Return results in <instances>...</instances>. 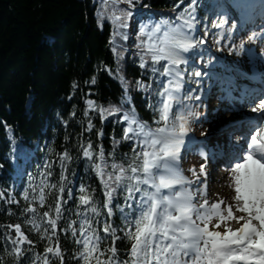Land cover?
I'll use <instances>...</instances> for the list:
<instances>
[{"label": "snow or ice", "instance_id": "1", "mask_svg": "<svg viewBox=\"0 0 264 264\" xmlns=\"http://www.w3.org/2000/svg\"><path fill=\"white\" fill-rule=\"evenodd\" d=\"M108 2L109 0H102V3ZM140 2L141 0H111L113 6L119 3L128 5L127 8L119 9V14L113 11L110 17L114 32L109 43L117 59L122 58L126 49L117 42L116 37L123 41L129 39L126 29L129 28V21L135 14L134 9ZM197 6L199 0H191L174 19H161L158 22L149 20L139 25L138 42L135 45L139 50V66L151 71L156 88L153 90L151 84H144L142 81H137L136 85L146 92L154 91L156 101L149 103L148 107L157 114L153 121L155 127L140 120L134 109L123 112L120 107L104 108L91 100L86 101L88 108L96 110L102 121L108 116L119 115L117 122L126 124L123 139L132 141L133 148L132 156L123 163L109 164L102 148L94 152L90 141L86 146L80 145L88 167L100 179L105 196L103 203L98 204L86 187L81 185L80 195L77 197V208L81 210L75 213V220L65 221L66 227H60V232L70 233L73 242L78 245L74 259L82 264H249L250 258L257 254L264 261V130H261V123L264 122V93L260 94L258 104L255 102V95L246 94V97L241 98L242 101L247 99L251 105L250 111L257 115L246 122V132L240 138L244 143L238 144L230 156L227 168L230 174L227 179L230 186L234 185L237 210L246 214L235 216L232 206H229L228 218L235 219L240 225L235 231L228 229L221 233L208 230L205 221L219 205L213 204L211 208H207V199L201 204L196 198V194H202V186L207 184L206 164L200 166V173L205 177L202 182L189 180L180 168L182 153L188 150L189 143L192 142L189 136L190 122L198 118L191 102L201 100V95L197 92L198 89L202 91L201 81L208 76L207 72L199 70L188 73L190 57L185 54L201 55L202 58L201 45L208 36L211 34L213 37H223L225 32L223 19L212 20L209 25L208 18L205 17L203 35L197 38L194 35L195 24L199 22L195 16ZM249 6L248 0L235 2V7L241 12H245ZM213 28L221 31L213 33ZM227 32V38L231 39V29ZM255 39L264 42V31L254 32L249 37V41ZM216 43L219 44L220 41L217 40ZM239 47L243 50L244 44ZM259 55L264 59V52ZM186 75L189 80L193 77L200 78L195 81L196 89H185L188 82L185 80ZM95 82L93 78L91 83ZM85 116H88L87 112ZM93 127L89 118L86 131H91ZM97 134L102 136L103 132L98 131ZM200 154L207 160V154L203 150ZM71 160L67 150L59 154L61 172L57 184L48 182L47 177L53 175L52 164L45 162L46 171L42 173L45 179L39 186V197L33 196L31 200L38 199L40 207H43L46 199L44 188L56 189L55 202L49 205L47 211L39 214L31 204L28 189L24 191L23 198L29 201V205L23 209L25 222L36 227L38 219L44 221L46 218L45 236L41 238H47L49 242L53 236L57 239L55 250L48 246L43 256L33 253L34 262L42 260L43 264H52V261L59 260L63 264L64 253L59 246L57 228L58 221L65 220L66 205L73 199V190L65 175ZM190 171L196 174L194 168ZM65 192L66 198L63 195ZM117 196H122L124 201L122 205L116 206L122 226H115L111 221L115 214L112 202ZM3 198L4 194L0 192V199ZM8 202L18 203L12 200ZM102 210H105L103 219ZM223 219L221 216V220ZM253 221H258L259 226H254ZM201 223L204 224L203 227ZM97 225H102V228L98 229ZM9 227L14 228L16 238L6 237L5 242L10 246L5 251L14 257H23L31 252V247L23 250L20 247L24 243L30 246L33 244L21 231V225ZM215 227H219V224ZM49 231L51 235H47ZM120 239L130 242L125 260L120 259L115 246ZM105 241L111 243L101 247ZM256 249L259 250L258 253Z\"/></svg>", "mask_w": 264, "mask_h": 264}, {"label": "trees", "instance_id": "2", "mask_svg": "<svg viewBox=\"0 0 264 264\" xmlns=\"http://www.w3.org/2000/svg\"><path fill=\"white\" fill-rule=\"evenodd\" d=\"M190 2L141 0L126 29L129 39L123 41L116 37L126 49L122 58L117 59L109 43L114 32L110 17L113 11L119 14V9L127 8V4L113 6L111 0L106 4L102 0H0V192L4 194L0 199V264H43L42 260L33 261V253L43 256L48 246L55 250L56 236L51 242L41 238L45 236L46 218L38 219L36 227L25 222L23 209L29 201L23 195L28 189L30 200L33 196L39 197L46 161L52 164L53 173L47 177L48 182L60 181L59 154L65 150L72 157L65 175L70 181L73 199L65 207V220L58 221L57 234L64 253L63 264H82L74 259L78 245L70 233L60 232V227H66L65 221L77 218L75 213L81 210L77 208L81 185L98 204L103 203L105 196L100 179L88 167L80 145L86 146L90 141L94 152L102 148L109 164L123 163L132 156L133 148L132 141L123 139L126 124L117 122L119 115L102 121L86 101L104 108L120 107L123 112L134 109L140 120L155 127L153 121L157 114L148 107L156 101L154 91L146 92L136 85L142 81L151 84L153 90L156 88L151 71L139 66V50L135 47L139 25L149 20L174 19ZM209 4V0H199L195 10L199 21L196 25L201 31L205 17L208 22L210 19ZM187 71L190 73L189 67ZM93 78L95 84L91 83ZM185 80L193 81L187 75ZM89 118L94 127L86 131ZM98 131L103 135L99 136ZM56 191L44 188L43 207L38 199L31 200L39 214L55 202ZM63 195L66 198L67 192ZM9 200L18 203H9ZM123 203L122 196L112 202L115 214L111 221L115 226H122L116 206ZM104 211L101 219L105 218ZM16 224L21 225V231L33 242L31 246L20 245L22 250L31 247V252L23 257H14L5 251L10 246L5 242L6 237L16 238L14 228L9 225ZM110 243L105 241L101 247ZM115 246L120 259H127L130 242L120 239ZM52 264L60 261L54 260Z\"/></svg>", "mask_w": 264, "mask_h": 264}, {"label": "rangeland", "instance_id": "3", "mask_svg": "<svg viewBox=\"0 0 264 264\" xmlns=\"http://www.w3.org/2000/svg\"><path fill=\"white\" fill-rule=\"evenodd\" d=\"M221 1L224 3L223 5L226 7L223 8L224 10L222 9L223 11L218 10L217 16L214 17L213 20L223 19L225 21L223 25V27H225L224 36L223 37L221 36L213 37L210 34L206 42L203 45H201L202 58H201V55H192L191 53L185 54L186 56L190 57L189 63L193 64L191 65L193 67L192 72L199 70L201 72L208 73V76L204 77L203 80L201 81L202 91L198 89V92H197V94L201 95V100L191 102L193 103V111L198 114V118L195 120H192L189 125V131L193 133L192 134L193 137L194 135L197 134L199 129L204 125V122L206 120L212 119V116H213L212 112L204 111L200 107L203 96L211 94L213 98L215 97V100H216V97L218 98V97L225 95L226 87H223L225 82L223 81L224 78L222 77V74L228 73L231 76L230 78L231 81L235 82V84L239 86L240 83L238 82L242 81L244 76H247L252 71L253 67L260 68L262 66V63L260 61L261 57L257 58V60L255 61L256 64L253 67L251 66L252 62L250 61V56L247 55L246 53V49L251 48V47L256 49V46H257L255 42L256 39L249 41V37L254 33L253 30H250L251 28L250 24L247 26L246 25L242 26V24L238 20L242 17V12L238 8L235 7L236 0H226V1L221 0ZM216 4L217 3L215 2V5ZM228 4H232L233 8H229ZM218 5L220 8L223 6L222 3ZM233 25H235V27H232ZM228 29H231V39L227 38ZM219 30L221 31V29L213 28L211 31L213 33H216V32H219ZM194 35L197 38H199L203 35V33L199 32L198 28L195 26ZM217 40L220 41L219 44L216 43ZM242 43L244 44L243 50H241L239 47ZM194 78L196 80L200 79L196 77ZM234 86L235 85L233 83H230L227 89L231 91V89ZM185 88L186 89H196L197 84L195 82L192 84H185ZM239 88L240 87H237V89ZM236 91L233 93L234 95L235 94L238 95ZM230 96L231 94H229L228 96L226 95L225 98H228ZM225 98L222 101L223 105L233 102L230 99L225 101L226 100ZM210 106H212V103ZM240 109L241 108H239V110ZM229 111L231 112L232 110L229 109ZM233 111H234L233 114L240 115V113L238 112V109L233 110ZM240 116H237V118ZM225 117H228V116L223 115V118H221L223 121L218 120L215 124L211 126L210 129H207L206 131L204 130L203 134L195 137V140L200 141L201 139L206 138L207 135L210 134L211 132H214L218 130L220 127H222L223 125H226L227 123H229L230 119L225 121ZM219 137L220 135H217V137H214V139H218ZM225 137L226 135L222 136V138H225ZM182 157L183 158L180 161V168L182 170L183 175L187 177L189 174L193 173L192 171H190L191 169L195 167H199L200 158H201L200 152L198 153V152H195V150L192 151L188 149L185 153V156H182ZM221 169L222 168H220V165H219V171ZM192 179H193L192 181H198V180H194L195 177H193ZM199 200L201 199H198L197 201L199 202ZM219 208L220 207H218V210ZM228 208H229L228 206L224 208L225 215H227ZM242 215H246V214H242ZM220 216H221L220 210L213 211L210 218L206 220L205 223H207V226H210V227H215L217 224H219V227H224L225 225L219 222ZM212 219H215V221L210 222ZM201 225L204 226L203 223H201Z\"/></svg>", "mask_w": 264, "mask_h": 264}, {"label": "bare ground", "instance_id": "4", "mask_svg": "<svg viewBox=\"0 0 264 264\" xmlns=\"http://www.w3.org/2000/svg\"><path fill=\"white\" fill-rule=\"evenodd\" d=\"M263 31L262 28H257L254 29L253 32L259 33ZM256 49L255 51H253L254 49L248 48L246 49V53L250 56V54L252 55L250 57V61L252 62V67L256 64V60L259 57L260 58V53L264 52V42H262L260 39H256ZM253 69H255V67H253ZM228 75V73H227ZM223 98H225V96H221L219 99H214L213 96L211 94L208 95H204L202 98V102L200 107L204 110V111H210L213 113L212 119L206 120L204 122V125L199 129V131L197 132V134L201 135L203 134L204 130L206 131L207 129H210L211 126L213 124H215L218 120H222L221 118H223V115H226L228 117H225V121L230 119V123H228L227 125H224L221 127V129H228L229 127H233L232 124V119L236 116H238L237 114H233L234 111H229L228 107H224L222 104ZM214 99V101H213ZM257 104L259 103V98L257 97V100L255 101ZM212 103V106H210ZM237 105H240V103H237ZM232 107V106H231ZM245 109L243 112H246V115L242 118L241 123L238 125V127H242L244 130H246V122L248 121V112L250 111V104L247 103L245 104ZM241 111H239L240 113ZM251 112V111H250ZM218 118V119H217ZM223 121V120H222ZM221 129H219L218 131H221ZM223 132V131H222ZM222 133H220L221 136ZM245 134V133H244ZM214 135V136H213ZM222 136H224V133L222 134ZM226 136H228V134H226ZM214 137H217V132H212L209 136V138L211 140H213ZM242 140V139H241ZM240 140V141H241ZM227 141H229V138H226V141L223 140V143H219L216 142V144L213 146V148L207 147V146H203V152L205 154H207V160H205L204 156L201 155L200 158V165L199 167H195V171L196 174L194 175L193 173L189 174L187 176V178H191L189 180H193L192 178L195 177L194 180H199V181H203L205 179L204 176L201 175L200 173V166L202 164H206V168L205 171L207 172V181L208 183L206 184V186H202V194H196V198L201 199L199 200V203H204V199H207V208H211V206L213 204H218L219 205V210L221 212V216L224 217L223 220H221V216L219 218V222L221 224H224V227H210L208 226V230L209 231H220L221 233H224L225 231H227L228 229H232L233 231H235L240 225L237 224L235 219H231L228 218L227 215L224 214V208L225 207H229L232 206V211L233 214L235 216H240L242 214L245 213H241L237 210V202L234 200V196H235V192H234V185L230 186V181L227 179V177L230 175L229 172L227 171V169L222 168L220 171L217 170V166L216 167H211V165L209 164L210 161H213V158L219 161H222L224 163H230V161H226V155L229 150L227 149V147L225 146V143H227ZM239 141V142H240ZM232 142H235L232 140ZM192 143V142H191ZM189 143V145L191 144ZM235 146V143H234ZM224 173V175L222 176L221 180H218L220 177V175ZM214 211H218V209L214 210ZM215 219H212L210 222H214ZM253 225L258 227L259 226V222L258 221H253ZM203 227V226H201ZM257 253L259 252L258 249L255 250ZM264 264V261L260 260L259 255L257 254L256 256H253L250 258V262L249 264ZM241 264H243V262H241Z\"/></svg>", "mask_w": 264, "mask_h": 264}]
</instances>
